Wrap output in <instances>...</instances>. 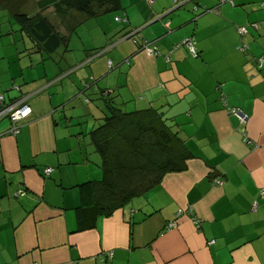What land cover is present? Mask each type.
I'll return each instance as SVG.
<instances>
[{
    "label": "crops",
    "instance_id": "obj_1",
    "mask_svg": "<svg viewBox=\"0 0 264 264\" xmlns=\"http://www.w3.org/2000/svg\"><path fill=\"white\" fill-rule=\"evenodd\" d=\"M262 2L118 0L124 32L110 27L104 47L60 49L50 67L0 68V93L19 83L21 94L8 100L30 111L15 135L9 116L0 117V264H264ZM68 23L62 35H72ZM242 26L246 52L238 50ZM130 29L159 55L137 51L125 40ZM186 38L198 58L174 49ZM76 55L83 61L65 63ZM110 105L155 110L191 157L185 171L84 222L79 189L101 177L86 117L93 130Z\"/></svg>",
    "mask_w": 264,
    "mask_h": 264
},
{
    "label": "trees",
    "instance_id": "obj_2",
    "mask_svg": "<svg viewBox=\"0 0 264 264\" xmlns=\"http://www.w3.org/2000/svg\"><path fill=\"white\" fill-rule=\"evenodd\" d=\"M18 1L0 0V7L14 10L11 14L20 24L19 31L33 44L31 50H24L18 52L16 56H12L14 61L15 58L18 60L19 65L28 59L27 63L31 68H34L33 65L41 63V61L43 62L42 65L45 64L46 67L55 64V51L60 49L68 51L69 40L73 36L62 35L51 20L43 16L47 9L52 10L62 27L75 18L81 17L80 21H76L77 24L74 26L71 24V28H68L69 31L67 30L68 33L74 34L73 31L84 22L86 16L94 18L101 11L103 13L114 12L116 15L118 5V0H37L38 12L30 16L25 13L24 2L18 7ZM178 1L181 0H172L173 5ZM218 3H220L219 0ZM263 3H261V7ZM221 4L233 5V0ZM203 11L208 10L204 9ZM116 18L121 20L116 21ZM123 19L125 18L120 15L115 16L113 21L123 24ZM64 29L66 28L64 27ZM137 30L130 29L124 35L135 34ZM124 35L120 38H124ZM246 36L247 33L245 40ZM125 40L128 39L125 38ZM81 48H84V44L81 45ZM71 51L77 52V50ZM32 55L37 57L33 63ZM44 55H46L45 58H43ZM157 55H159L158 52ZM190 57L192 56L190 55ZM77 58V55L73 60L65 58V63L75 65L83 61ZM5 60L7 61V59ZM13 102L11 101L10 104ZM8 105L9 103L5 104L4 94H2L0 109ZM106 109L107 112L101 119L100 126L93 129L89 134L90 142L100 155L101 177L99 180L84 183L79 189L80 209L84 222L92 223L96 216H110L133 199L154 189L166 174L185 171L187 168L186 161L191 157L186 147L175 137L170 127L164 123L155 110L124 112L117 107H111V105ZM10 124L13 126L11 121ZM18 124L16 123V126ZM46 169L50 168L43 170V176L52 172L51 169V172L46 174Z\"/></svg>",
    "mask_w": 264,
    "mask_h": 264
},
{
    "label": "rangeland",
    "instance_id": "obj_3",
    "mask_svg": "<svg viewBox=\"0 0 264 264\" xmlns=\"http://www.w3.org/2000/svg\"><path fill=\"white\" fill-rule=\"evenodd\" d=\"M36 1L37 0H19L17 6L19 7V5L22 2H24L26 12L23 9L22 11L27 13V15L32 16L34 13L38 12L36 8ZM35 8H36V12H35ZM12 11L14 12V10L12 9L0 7V58L2 59L0 61V68L4 67L5 69H10L11 71L9 72V74H11L14 71L16 72L20 68V66L16 58H15L16 63H13L12 61H6L4 58L8 56H16L18 52H23L24 50H31L33 45L31 41L26 36H23V34L19 31L20 24L12 16L11 14ZM114 14H115L114 12L103 13V11H101L100 14L94 18L86 16L84 18V22L78 25L76 29L73 31L74 34H72L73 36L69 44V50H85V49L87 50V49H96V47L97 49H99V47L100 48L104 47L102 45L106 40L107 32L110 27L113 29V31L118 30V32L123 33L124 32V29L122 28L123 25H121V23H116L113 21ZM43 16H46L48 19H50L51 22L57 27V29L62 28V26H60L57 21V17L54 16L51 9H47L43 13ZM81 19H82L81 17L75 18L71 24L74 26L75 22L80 21ZM114 38H115V33L113 32L110 39H114ZM82 44H84V48H81ZM133 45L137 48L136 44ZM150 53L148 52V50L145 51V54L147 56L152 57ZM31 58H32V62H35L37 57L36 55H32ZM196 58H198V52ZM18 86L19 83L17 82L10 83L7 86L4 93L5 104H8L11 101L16 100V99L8 100L9 94L11 93H15V95L21 94V91L18 88ZM0 97H2V94H0ZM116 107L118 108L120 106H116ZM86 118L89 119L88 126L90 127L89 128L90 131L88 133H90L92 131L91 128L92 118L89 116H87ZM84 121L85 119L81 120V122ZM100 124L95 122L93 128L100 126ZM19 192L22 193L23 191L20 190Z\"/></svg>",
    "mask_w": 264,
    "mask_h": 264
},
{
    "label": "built area",
    "instance_id": "obj_4",
    "mask_svg": "<svg viewBox=\"0 0 264 264\" xmlns=\"http://www.w3.org/2000/svg\"><path fill=\"white\" fill-rule=\"evenodd\" d=\"M220 3H224L225 1H229V0H219ZM178 2L174 3V5H176ZM121 19L120 18H116V21H120ZM247 33V29L246 27H240L238 29V35H239V39H240V43L238 45V50L242 51V52H245L247 49H248V45L247 43L245 42V35ZM178 47H184L188 52L189 54L196 58L197 57V51H196V47H195V42L192 38H186L184 40H182L179 44H177L175 48H178ZM146 50H148V52L152 55V56H156L157 55V52H156V47L155 46H150V47H147ZM256 63L258 64V68H261L263 65H264V60L262 58H258L256 60ZM2 97H0L1 99ZM222 101V104L225 106L226 105V100L224 97H222L221 99ZM18 104H20L19 102H17ZM8 111V113H7ZM231 113L234 112L233 109H230L229 110ZM237 112H235L236 114ZM8 115L9 118H10V121L13 123L11 129H10V132L15 134L17 132V129H16V123H18L19 121H24L26 119L27 116H29L30 114V111H29V107L27 105H22L21 107L19 108H16V104L12 103V104H9L7 107H2L0 109V117L3 116V115ZM242 121L245 120V115L243 113L240 112L239 116ZM51 172V169H46L45 170V173L48 174ZM216 184L218 186L222 185V181L221 180H215ZM24 192H19L18 195L22 196ZM256 206H254L255 208ZM181 212L179 211L177 213V215H179ZM171 226V225H169ZM212 243V242H211ZM105 259H111V253L109 254H106L105 255ZM104 260V258L102 259V261Z\"/></svg>",
    "mask_w": 264,
    "mask_h": 264
},
{
    "label": "clouds",
    "instance_id": "obj_5",
    "mask_svg": "<svg viewBox=\"0 0 264 264\" xmlns=\"http://www.w3.org/2000/svg\"><path fill=\"white\" fill-rule=\"evenodd\" d=\"M183 0H181V1H179V3H181ZM179 3H177L176 5H174V6H177ZM196 7V6H195ZM194 7V8H195ZM193 8V9H194ZM197 10V8H195L194 9V11H196ZM156 20H158V19H160L159 17H156L155 18ZM123 23H126V20L125 19H123ZM245 27V26H244ZM239 29V28H238ZM247 29V28H246ZM140 31V29L139 30H137V32L135 33V34H131V35H128V36H126V38L127 39H129V40H131L132 41V43L133 44H136L137 45V48H136V50L137 51H140V52H143V53H145V51H146V48L147 47H150V46H155V44L152 42V41H150V42H148V41H146V40H143V39H141L140 37H139V34H138V32ZM138 34V35H137ZM135 36V37H134ZM133 37V38H132ZM139 39H141V40H139ZM179 44V43H178ZM150 45V46H149ZM176 46V45H175ZM179 48V47H178ZM184 48V47H183ZM158 52V51H157ZM156 56H158V55H156Z\"/></svg>",
    "mask_w": 264,
    "mask_h": 264
}]
</instances>
